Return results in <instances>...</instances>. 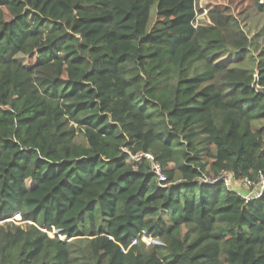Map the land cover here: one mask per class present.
I'll return each mask as SVG.
<instances>
[{
  "label": "trees",
  "instance_id": "1",
  "mask_svg": "<svg viewBox=\"0 0 264 264\" xmlns=\"http://www.w3.org/2000/svg\"><path fill=\"white\" fill-rule=\"evenodd\" d=\"M199 1L0 0V264H264V24Z\"/></svg>",
  "mask_w": 264,
  "mask_h": 264
},
{
  "label": "rangeland",
  "instance_id": "2",
  "mask_svg": "<svg viewBox=\"0 0 264 264\" xmlns=\"http://www.w3.org/2000/svg\"><path fill=\"white\" fill-rule=\"evenodd\" d=\"M212 6H229L233 10L235 9L239 15L241 14V27L248 36H251L257 32L264 24V15L257 13V11L251 7L250 0H238V2H234L232 4H230L227 0H200L198 3V12L196 18V22L198 24H208L206 19V9L207 7ZM230 188L236 191H241V195L245 198L249 192L253 191V188L243 181L235 182L232 180Z\"/></svg>",
  "mask_w": 264,
  "mask_h": 264
},
{
  "label": "built area",
  "instance_id": "3",
  "mask_svg": "<svg viewBox=\"0 0 264 264\" xmlns=\"http://www.w3.org/2000/svg\"><path fill=\"white\" fill-rule=\"evenodd\" d=\"M130 159L133 162H139V161H141L143 159L148 161V162L153 161L151 155H149V154L130 155ZM151 169H152V171H154V173L157 176L158 184H160L159 186L164 187L161 184H163L165 182V177L162 175V173L160 171V168L156 164H154L152 162L151 163ZM202 179H203L202 180L203 182H208V180L205 179L204 177H202ZM216 180L222 181L223 184L226 186V188L231 191L230 185H231V182H232V178H231L230 175L222 174ZM216 180H214V181H216ZM243 182H245L247 185H249V186H251L253 188V191L249 192L247 194L246 198L243 197V199H245L246 201L249 200V199H257L264 192V178L263 177H259L258 181L256 183H254V184L250 183L247 180H244Z\"/></svg>",
  "mask_w": 264,
  "mask_h": 264
}]
</instances>
